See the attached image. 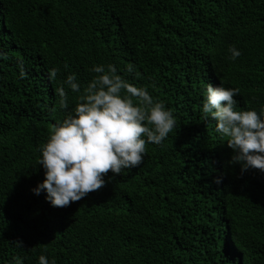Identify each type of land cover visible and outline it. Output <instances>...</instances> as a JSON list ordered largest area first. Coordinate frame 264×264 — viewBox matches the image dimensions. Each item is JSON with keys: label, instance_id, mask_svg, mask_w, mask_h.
<instances>
[{"label": "trees", "instance_id": "16d2710c", "mask_svg": "<svg viewBox=\"0 0 264 264\" xmlns=\"http://www.w3.org/2000/svg\"><path fill=\"white\" fill-rule=\"evenodd\" d=\"M0 54V264H264V172L230 163L202 112L208 84L238 88L239 111L264 108V0H0ZM101 65L176 126L137 168L55 208L32 191L40 149Z\"/></svg>", "mask_w": 264, "mask_h": 264}, {"label": "clouds", "instance_id": "9594fccd", "mask_svg": "<svg viewBox=\"0 0 264 264\" xmlns=\"http://www.w3.org/2000/svg\"><path fill=\"white\" fill-rule=\"evenodd\" d=\"M229 52L232 60L241 55L235 47ZM18 67L23 78V61ZM132 70L129 65L128 71ZM92 71L97 75L78 97L74 110L53 126L40 149L39 165L45 169V179L32 191L35 195L46 192V200L55 208L67 207L100 190L109 172L119 175L123 169L137 168L143 162L146 144L160 145L176 126L172 112L162 102H154L146 88L127 82L114 65H108L107 70L103 65L94 66ZM57 73L58 69H51L49 78L54 80ZM64 84L73 93L81 92L74 73ZM56 92L59 107L67 109L64 86ZM238 94V88L208 84L202 112L216 122V131L227 137L226 145L233 152L230 163L240 164L242 173L250 168L264 172V108L259 114L237 110ZM15 244L23 248L22 242ZM39 264H49L48 258L41 255Z\"/></svg>", "mask_w": 264, "mask_h": 264}]
</instances>
